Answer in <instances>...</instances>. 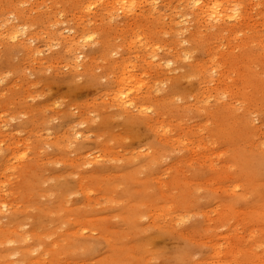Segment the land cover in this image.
Segmentation results:
<instances>
[{"label": "rangeland", "instance_id": "obj_1", "mask_svg": "<svg viewBox=\"0 0 264 264\" xmlns=\"http://www.w3.org/2000/svg\"><path fill=\"white\" fill-rule=\"evenodd\" d=\"M134 1L0 0V264H264V0Z\"/></svg>", "mask_w": 264, "mask_h": 264}, {"label": "bare ground", "instance_id": "obj_2", "mask_svg": "<svg viewBox=\"0 0 264 264\" xmlns=\"http://www.w3.org/2000/svg\"><path fill=\"white\" fill-rule=\"evenodd\" d=\"M103 1H105V3H106V6H107V3H111V2H115L116 3V5L117 6H119V7H117V9H122V11L123 10H125V12L127 11V10H129V8L132 6L131 4L132 3H130V2H133L132 0H103ZM136 1V0H135ZM134 1V2H135ZM138 1V0H137ZM143 1V0H142ZM146 1V0H145ZM92 2V1H91ZM95 2V1H94ZM93 2V3H94ZM212 2H214V0L212 1ZM211 1H210V3H206V2H203L201 5H196L195 4V6L197 7V10L198 11H201L200 12V15H202V14H208L209 15V18L211 19V20H213L214 22H218V23H222V22H225L226 20H241V18L238 16V15H236L237 13L235 12L234 14H228L227 12H226V10L225 9H223L220 5H217L216 3L215 4H212L211 5V3H212ZM90 3V2H89ZM91 4V3H90ZM95 4V3H94ZM114 4V3H113ZM113 4H112V6H113ZM139 5V4H138ZM94 5H92V7H93ZM111 6V5H110ZM109 6V7H110ZM115 8V7H114ZM133 8V12H135L134 11V7H132ZM137 8V7H136ZM131 9V8H130ZM205 9V10H204ZM239 10H242L241 8L239 9ZM91 11V10H90ZM241 12V11H240ZM128 13H130V14H132V12L131 11H129ZM127 13V14H128ZM245 13V12H244ZM126 14V13H125ZM236 24V23H235ZM18 30V29H17ZM17 30H16V32H17ZM11 31V30H10ZM21 31H24V30H21ZM12 33V32H11ZM13 33H14V30H13ZM12 33V34H13ZM18 33V32H17ZM16 36V35H15ZM14 38V37H13ZM130 77V76H129ZM128 77V78H129ZM132 77V76H131ZM130 77V78H131ZM131 80H133V78L131 79ZM134 81V80H133ZM131 82V81H130ZM135 82V81H134ZM119 83H120V85H121V87H122V85H124V78H122V79H120L119 80ZM125 84H129V83H125ZM132 84V83H131ZM131 86V85H130ZM120 87V86H119ZM120 87V88H121ZM132 87H133V85H132ZM122 89H123V87H122ZM121 89V91H123ZM131 89H133V88H131ZM132 91V90H131ZM122 94H124V93H122ZM121 100V99H120ZM121 104H123V103H121ZM183 142H185V141H182V143ZM182 143H181V145H182ZM195 146H196V144H195ZM193 149H195V148H193ZM245 252H247V251H245L244 249H239V250H237V258H235V260H238V259H241L242 257H243V255H245L246 256V253ZM250 253L249 254H251V255H254L251 251H249ZM223 253H226V254H228V255H230V256H233L235 253L234 252H231L230 250H227V251H222V250H220L219 248H217L216 249V251H215V253H214V256H215V258H219L220 256H221V254H223ZM223 264H233V262H230V263H223ZM237 264H242V263H237Z\"/></svg>", "mask_w": 264, "mask_h": 264}]
</instances>
